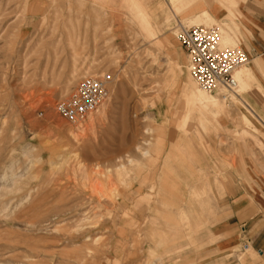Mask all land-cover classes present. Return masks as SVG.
<instances>
[{
    "label": "rangeland",
    "instance_id": "obj_1",
    "mask_svg": "<svg viewBox=\"0 0 264 264\" xmlns=\"http://www.w3.org/2000/svg\"><path fill=\"white\" fill-rule=\"evenodd\" d=\"M179 1L0 0V264H243L233 211L264 208V72L238 101L207 95L174 33L217 28L238 70L264 47L242 0ZM89 76L108 98L71 124L56 103ZM212 105L227 113L202 128Z\"/></svg>",
    "mask_w": 264,
    "mask_h": 264
},
{
    "label": "built area",
    "instance_id": "obj_2",
    "mask_svg": "<svg viewBox=\"0 0 264 264\" xmlns=\"http://www.w3.org/2000/svg\"><path fill=\"white\" fill-rule=\"evenodd\" d=\"M174 38L188 57L189 73L204 92L236 88L234 73L247 65L248 55L239 48H223L219 30L177 26ZM108 98L107 78L85 77L70 95L56 103L57 114L71 124L84 121Z\"/></svg>",
    "mask_w": 264,
    "mask_h": 264
},
{
    "label": "crops",
    "instance_id": "obj_3",
    "mask_svg": "<svg viewBox=\"0 0 264 264\" xmlns=\"http://www.w3.org/2000/svg\"><path fill=\"white\" fill-rule=\"evenodd\" d=\"M242 12L245 14L244 18L246 20H250V30L251 33L255 36L260 37V43L259 47L263 49L264 47V0H242ZM186 1L180 0L179 3L181 6H183V3ZM201 14H206L209 18L210 15L207 11L203 10L200 12ZM257 71H263L264 72V60H258L254 63L253 67L250 69H241L238 72L241 73L240 81L244 84L243 90L241 93L238 94V97L242 93L250 92L251 88L249 85L250 80H254L255 73ZM237 72V73H238ZM244 77V78H243ZM246 77V79H245ZM247 82V83H246ZM245 86V87H244ZM257 89H261V86L257 85ZM237 98L235 99L236 101ZM262 98L264 99V92H262ZM214 101L217 99V97L213 96L212 98ZM223 102V101H222ZM232 103V102H231ZM239 103V102H238ZM235 104V103H233ZM220 105V104H218ZM242 107L245 110V113L240 114V122L244 127L247 129L252 130V132H257V129L253 126L252 121L250 117H253V114L250 110L245 108L243 104H241ZM202 113L200 117L198 118L199 124L202 128H205L207 119L205 118L204 112H209L211 115H217L220 112H226L225 109H214L213 107L208 106L202 107ZM263 136V135H262ZM228 184L227 177L219 176V178H215L213 181V187L215 188L216 192L218 193V196L221 197L225 191V185ZM203 188L209 189V184H205ZM204 194H206L205 190L203 191ZM220 192V193H219ZM199 207L200 209L204 210V205H207L206 202H208V199H200L199 201ZM236 205V204H235ZM237 205H239L237 203ZM237 207V206H236ZM235 208V206H234ZM233 214L237 218L238 223H243V234L245 235L246 239V245L243 247V252H241L242 258L239 259V261L243 264H255L257 263L258 259H262V264H264V208H259L257 210L256 207L250 205L249 203L244 204L242 208H235L233 211ZM255 250V252H253ZM253 253H255L254 256Z\"/></svg>",
    "mask_w": 264,
    "mask_h": 264
},
{
    "label": "bare ground",
    "instance_id": "obj_4",
    "mask_svg": "<svg viewBox=\"0 0 264 264\" xmlns=\"http://www.w3.org/2000/svg\"><path fill=\"white\" fill-rule=\"evenodd\" d=\"M199 27V26H198ZM219 42H220V36H219ZM228 45V44H227ZM239 70H237L235 73H234V79H235V81H236V88L232 91V94H231V97L232 98H234V99H236L237 97H238V83H237V80H236V75H237V72H238ZM238 75H239V73H238ZM244 78V77H243ZM245 79H246V77H245ZM247 80V79H246ZM190 82V80H187V82L186 83H189ZM241 82V81H240ZM192 83H194V82H192ZM247 83V82H246ZM243 84H244V82H243ZM242 84V85H243ZM245 87V86H244ZM191 89L195 92V86H194V84H192L191 85ZM201 91V90H200ZM225 91V90H224ZM201 92H203V93H205V94H207V95H210V94H208L207 92H204V91H201ZM222 91H220V93H221ZM198 96V95H197ZM231 98V99H232ZM230 99V100H231ZM211 101V100H210ZM211 102H213V101H211ZM212 104V103H211ZM217 104V103H216ZM201 105V104H200ZM211 107H213V105L211 106ZM220 193V192H219Z\"/></svg>",
    "mask_w": 264,
    "mask_h": 264
}]
</instances>
